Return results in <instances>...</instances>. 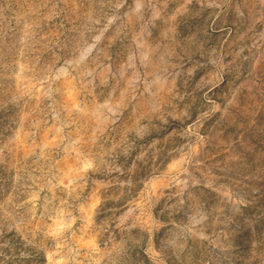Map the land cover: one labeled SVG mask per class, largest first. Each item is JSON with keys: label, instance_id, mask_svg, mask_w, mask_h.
Segmentation results:
<instances>
[{"label": "rangeland", "instance_id": "obj_1", "mask_svg": "<svg viewBox=\"0 0 264 264\" xmlns=\"http://www.w3.org/2000/svg\"><path fill=\"white\" fill-rule=\"evenodd\" d=\"M0 264H264V0H0Z\"/></svg>", "mask_w": 264, "mask_h": 264}]
</instances>
